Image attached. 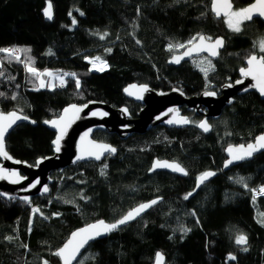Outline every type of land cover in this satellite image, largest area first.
<instances>
[{
    "label": "trees",
    "instance_id": "1",
    "mask_svg": "<svg viewBox=\"0 0 264 264\" xmlns=\"http://www.w3.org/2000/svg\"><path fill=\"white\" fill-rule=\"evenodd\" d=\"M46 1L0 0V48L31 49L17 53L19 61L0 53V110H22L37 122L15 127L6 139L7 150L30 164L53 153L55 133L42 122L60 115L68 104L105 101L127 106L134 118L142 105L124 95L129 83L165 91L178 87L188 96L219 92L237 79L250 54L259 53L254 44L264 35L262 27L249 22L241 32L231 31L213 15L211 0H51L52 21L43 14ZM252 2L234 0L236 9ZM197 34L226 40L220 57L211 59L215 70L207 79L197 66L199 59L179 66L167 63L184 49L170 51V43L187 45ZM27 57L38 70L76 75H64L63 86L40 88L39 79L26 70ZM95 57L108 68L93 70L90 59ZM184 113L191 120L186 128L156 126L126 140L98 130L94 138L115 145L116 156L54 171L51 193L31 202L0 197V264H61L53 253L72 231L99 219L116 221L155 198L162 201L92 242L76 264H153L159 250L167 256L166 264H226L230 255L235 256L231 264H264V224L259 222L264 196L252 193L264 185V152L222 169L228 145L247 144L264 132V100L256 92L236 95L220 118L209 119V134L198 129L199 116L186 108ZM155 158L179 162L188 175L149 173ZM211 170L216 175L185 199L197 177ZM241 177L247 187L237 182ZM33 208L40 211L33 213ZM241 234L247 237L245 245L236 243Z\"/></svg>",
    "mask_w": 264,
    "mask_h": 264
},
{
    "label": "water",
    "instance_id": "2",
    "mask_svg": "<svg viewBox=\"0 0 264 264\" xmlns=\"http://www.w3.org/2000/svg\"><path fill=\"white\" fill-rule=\"evenodd\" d=\"M47 3H48V0L46 1V6H47ZM232 3H233V6L235 8L234 0H232ZM213 15L215 16L214 13H213ZM53 18H54V8H53ZM254 18H256V17H254ZM45 19H46V17H45ZM216 19L221 20L224 18L223 17H220V18L216 17ZM262 19L264 20V18H262ZM46 20H48V19H46ZM52 20H48V21H52ZM202 35H204V34H202ZM218 37L224 38V36H221V35ZM218 37H216V38H218ZM216 38H214L213 40H215ZM196 42H198V40L194 41V43H196ZM225 45H226V40L224 38V46L219 49V55L216 57H210V59H213V60L218 59L221 55V52L225 49ZM185 50H186V48H184L182 51L175 53L174 55L169 57L167 63L169 65L179 66L185 62L191 61L192 59L208 55L206 52H202L199 55L194 53L193 56L185 57L184 59H182L180 63L172 62L173 56H180V55H182V53ZM257 55H259V54H257ZM244 67H247L246 59H245V66ZM239 75H240V71H239ZM241 79H243V81H244L242 84H236L235 83L237 80H241ZM237 80H235L234 82L224 83L221 86V90H220L221 94H218L216 91H214L216 93V95H214V96H207L204 94L206 91H212V90H205V91L201 92L199 95L188 96L184 92V90H182L178 87H175L171 90L165 91V90L153 89L150 85H148L146 83H136V82L135 83H129L123 89L124 95L126 97H128L129 99L135 101L136 103H139L142 105L141 109L137 113V116L134 118L130 117L131 114H130L129 108L127 106L115 107V106H112L111 104H109L105 101H100V100L94 99V100H90L86 103H75L74 102V103L68 104L67 106H65L62 109L60 115H58L57 117H53V118L49 119V121L58 119L61 115L64 114V109L68 108L71 105H77L78 107H82L83 110L78 114V118L72 120V122L68 126L66 134L64 135L63 139L60 141V150L56 151V146L52 142L53 153L51 155L46 156V157L38 158L35 164H30L26 161H22L18 158H15L7 150V144H6V139H7L8 135L18 125H20L22 123H30L32 125L37 124L36 121H35V123H32L31 121H34V120L28 116L29 120L18 121L17 124L14 125L11 129H9V131L5 135V150L12 157V159H6V158L0 156V168L6 169L8 172L15 171V172L19 173V175L24 177L25 179L21 180L19 183H12L10 178L0 179V194H3V195H0V197L7 200V201L19 200L21 202H26L22 198L27 196V197H29L28 202H31L37 196L49 195L51 193L50 186L54 182V178L52 177V174L54 171L66 169L69 166H74V165H77L78 163H83V162H97L98 163V162L103 161L108 156H116L118 154V148L115 145L108 143V142H105V141H100V140H97L94 138V133L98 130L108 131L110 133H115L120 137V139L126 140L129 137H131L133 134H144L156 126H164L167 128H186L191 124V120H190L188 114H184V112H183L184 106L186 107L187 111H189V112L194 111V113L197 116L202 117L199 122L207 120L208 124L211 125L209 119L220 118L224 108L231 104L232 99L236 95H242V94H245L248 92H256L259 95V97L262 100H264V96H261L260 93L258 92V90L256 88L252 87V85L255 82L252 81L250 77L244 78L240 75V77ZM229 84H231L232 86L228 87ZM132 85H135L136 88H132L131 87ZM142 85H147V91H139V88ZM125 89H128V91L126 92ZM245 89H247V91H245ZM129 92H131L132 94L130 95ZM84 105H87V107H83ZM170 109L172 111H170ZM12 111H16V110H12ZM12 111L4 112V111L0 110V112L5 113V114L10 113ZM93 112H97L98 114L93 116L92 115ZM99 113H107V115H100ZM23 115H25V114H23ZM69 116L71 117V113L69 114ZM181 117H186L190 122L187 124L178 123V122L177 123H169L168 122L170 120L179 121ZM42 124L55 133V138H54V140H55L56 136L58 135V130L56 128L52 127L50 124H45L44 121L42 122ZM198 129L204 134H209L212 130V125H211V128L208 132L203 131V129L200 127H198ZM85 133H88V135L82 141L81 137H84ZM260 135H264V132L260 133L257 136H260ZM89 141L95 142L96 144L111 145L113 148L116 149V151L114 153L105 152L99 160L95 159L94 157H87V156L85 159L78 160L77 157L79 155H81V148L89 146ZM249 143H255V139ZM249 143H247V144H249ZM241 144H243V143H241ZM241 144H231V145L233 147H236V146H239ZM247 144H243V145L247 146ZM228 147H229V145L225 149L226 159L223 163V167H222L223 171H228L234 166H237V165L244 163V162H247V161H251L257 155L264 152V149L257 151V152H254L251 157L246 158L242 161L233 162L228 167H225L226 161L228 159H230L229 153L227 151ZM16 161H20V163H16ZM155 161H167L169 163H172V162L179 163V162L174 161V160L155 158L152 162L149 173H153L156 171H167L169 173L178 175L180 177H186L187 176V175H184V174L179 173V172H173L169 168H156L155 170H152V167H153V164ZM180 165L182 167H184L182 164H180ZM212 172L216 173V171H212ZM214 176L210 177L203 184H201L199 188L196 187V184H197V179H196L195 188H194L192 194L196 193L205 183H207ZM36 181H39V183L36 185L35 188H31L30 185L35 183ZM45 185H47V187H48V192L43 191V187ZM25 189H27V190H25ZM10 197H15V199H11ZM152 200H158V203H160L162 201V198H155ZM152 200L145 201L143 203H148ZM143 203H140V204H143ZM158 203H156L152 207H150L147 210H145L144 212H142L141 215L136 217L134 220H131L130 222L126 223L125 225H121L119 228H122V227L138 220L139 218L144 216L146 213H148ZM140 204L129 209L127 212L138 207ZM99 220H104L106 223H114L115 222V221L109 222V221H106L105 219H99ZM99 220H97V221H99ZM97 221L91 222L87 225L94 224ZM87 225L81 226V227L75 229L74 231H72L71 234L69 235L68 239L64 242V244L71 238V235L73 232H76L77 230L84 228ZM114 231H112V232H114ZM111 233H108L106 235H102V236H100V237H98L92 241H89V243L87 245H85V247L80 250V252L77 255L76 260L73 261V264L77 263V261L80 259V257L84 253V251L87 249V247L92 242L99 240V239L106 238ZM63 245L61 247H63ZM157 253L162 254V256H163L162 264H166L167 256L165 255V253L162 252L161 250L157 251L156 254ZM156 254H155L153 264H157ZM59 259H60L61 264H63V261L61 260L60 257H59Z\"/></svg>",
    "mask_w": 264,
    "mask_h": 264
},
{
    "label": "snow or ice",
    "instance_id": "3",
    "mask_svg": "<svg viewBox=\"0 0 264 264\" xmlns=\"http://www.w3.org/2000/svg\"><path fill=\"white\" fill-rule=\"evenodd\" d=\"M79 11V10H77ZM139 11V10H138ZM211 11L215 14L217 18L223 17L224 22L226 23L227 27L236 33L242 31V25L246 21H252L254 17L256 18H264V0H253L246 7H242L239 9H235L232 3V0H211ZM43 14L48 20L53 19V5L51 0H48L47 6L43 9ZM71 16V12L69 13ZM80 15H84L83 12H80ZM73 25L76 24V20H72ZM107 33H104L101 36V39L106 36ZM194 43V41H197ZM137 43H140L137 41ZM224 46V38L218 37L215 40L211 36H204L201 34H197L196 37H193L187 42V45L183 43H170L168 48L169 50L173 49H180L186 48V50L180 56H173L172 62L180 63L182 59L185 57H191L193 54L199 55L202 52H206L208 55L203 57L198 62V67L204 73L205 78L207 79L208 73L210 71L215 70V66L212 63L210 57H216L219 55V49ZM254 47H258L259 53H264V38H261L258 42L254 44ZM31 49L29 48H0V53L8 54L9 56L14 57L16 60H20V57L16 55L17 53H29ZM108 52H111V49H107ZM49 55H51V50L49 49ZM87 59V58H86ZM247 67H241L239 69L240 75L244 78H251L252 81L255 83L252 87L256 88L261 96H264V54L257 55L256 53L250 54L246 58ZM32 59L31 57H27L26 63V70L30 72L33 76L37 77L38 79L43 76L47 75L49 77L53 76V73L45 71L44 73L38 72V70L32 66ZM92 64V68L96 71H104L108 68V64L106 61L102 60L101 57H95L90 60ZM196 63V61H194ZM0 75H3L0 72ZM64 75H71L75 76V73H66ZM60 80V85L63 86L65 81L63 76L54 77ZM244 81L243 79L237 80L236 84H242ZM76 85L79 88L80 82L76 80ZM46 86V83L43 79H40L39 87L43 88ZM51 86V85H47ZM232 85L229 84L228 87ZM132 88H136L135 85L131 86ZM38 90V89H37ZM127 92L128 89H125ZM139 91H147V85H142L139 88ZM247 91V89H245ZM131 95L132 93L129 92ZM207 96H214L216 93L214 91H206L204 93ZM4 93H0V96H3ZM13 100L16 99L14 95L12 97ZM83 107H87L84 105ZM82 107H78L77 105H71L68 108L64 109V114L61 115L58 119L55 120H46L44 121L45 124H50L52 127L58 130V135L56 139L53 141V144L56 146V151L60 150V141L63 139L64 135L66 134L67 128L72 122V120L78 118V114L82 111ZM170 111H172L170 109ZM71 113V117L69 114ZM97 112H93L92 115H97ZM100 115H107V113H99ZM27 121L29 117L22 114V110L12 111L10 113H2L0 112V156L6 159H12V157L8 154L5 150V135L14 125L17 124L18 121ZM35 123V121H31ZM169 123H184L187 124L190 121L186 117H181L179 121L170 120ZM198 127L202 128L203 131L208 132L211 128V125L208 124L207 120L201 121L198 124ZM88 133H85L84 137H81L83 141L87 137ZM264 149V135L257 136L255 138V143H249L247 146L241 144L239 146L233 147L229 145L227 151L229 153L230 159H228L225 163V167H228L233 162L242 161L246 158H249L253 155L254 152L260 151ZM116 151L111 145L107 144H96L95 142L89 141V146L81 148V155L77 157L78 160L85 159L87 157H94L95 159L99 160L101 156L105 153H114ZM16 163H20V161H16ZM106 167V166H105ZM156 168H169L173 172H179L184 175H188V172L184 167H182L179 163L172 162L169 163L167 161H155L152 167V170ZM103 175V171L101 172ZM216 173L212 171H205L197 177V184L196 187L199 188L201 184H203L206 180L210 177L214 176ZM10 178L12 183H19L21 180L25 179L24 177L20 176L19 173L15 171L8 172L6 169L0 168V179ZM238 183L244 184L247 187V184L244 182V178L241 177L237 180ZM39 181L31 184V188H35ZM27 190V189H25ZM44 192H48V187L45 185L43 187ZM253 192L259 191L260 193H264V185H262L259 189H253ZM3 195V194H0ZM192 193H188L184 198L188 199ZM11 199H15V197H10ZM83 198V197H82ZM24 201L28 202L29 197L25 196L22 198ZM158 203V200H152L148 203L140 204L138 207L130 210L125 215H123L120 219L116 220L114 223H106L104 220H99L94 224L87 225L84 228L73 232L71 238L53 255H56L61 258L63 264H73V261L76 260L78 253L82 248L85 247L89 243L102 235H106L111 233L114 230H117L121 225H125L126 223L134 220L136 217L140 216L142 212L147 210L148 208L152 207ZM33 213L39 212L38 208L32 209ZM195 215V213H193ZM264 216V214H261ZM261 224H264V219L259 221ZM185 232L189 231V229H184ZM7 239L11 240L12 237H7ZM236 243L238 245H245L247 244V237L243 234L238 235L236 237ZM26 247V245H25ZM247 251L248 249L245 247L243 249ZM157 257V264H162L163 256L161 253L156 254ZM230 259L234 260L235 256L229 257ZM44 264H48L47 261H44Z\"/></svg>",
    "mask_w": 264,
    "mask_h": 264
},
{
    "label": "rangeland",
    "instance_id": "4",
    "mask_svg": "<svg viewBox=\"0 0 264 264\" xmlns=\"http://www.w3.org/2000/svg\"><path fill=\"white\" fill-rule=\"evenodd\" d=\"M261 40V39H260ZM203 57V56H202ZM202 57H199V58H196V59H202ZM92 59V58H91ZM90 59V60H91ZM0 65H1V61H0ZM91 68H92V64H91ZM93 69V68H92ZM38 70V69H37ZM93 70H95V69H93ZM45 71H48V72H51V73H53V76L52 77H49V76H47V75H43V76H41L40 78H39V83H40V79H43L44 81H45V83H46V86L45 87H43V88H46V87H49V88H53V87H55L56 85H60V80L58 79V78H54V77H60V76H63V79H64V81L66 82V77L64 76V75H61L60 73H58V72H54L53 70H51V69H45V70H38V72H40V73H44ZM47 85H51V86H47ZM231 256H233V255H231ZM230 257V256H229ZM228 257V259H227V263L226 264H231L230 263V261L232 260V259H230Z\"/></svg>",
    "mask_w": 264,
    "mask_h": 264
},
{
    "label": "flooded vegetation",
    "instance_id": "5",
    "mask_svg": "<svg viewBox=\"0 0 264 264\" xmlns=\"http://www.w3.org/2000/svg\"><path fill=\"white\" fill-rule=\"evenodd\" d=\"M236 9V8H235ZM246 22H249V23H257L258 24V26L259 27H262V29H263V33H264V20L262 19V18H254L252 21H246ZM258 33V32H257ZM262 38H264V35L262 36ZM257 54H259V55H261V54H264V53H257ZM245 63V62H244ZM244 66H245V64H244ZM244 66H242V67H244ZM241 68V67H240ZM239 68V69H240ZM239 69H238V77H237V79L240 77V75H239ZM236 79V80H237ZM234 82V81H233ZM220 90H221V87H220V89H219V92H217L218 94H221V92H220ZM184 108H186L185 106H184ZM184 108H183V112H184ZM187 110V109H186ZM189 112V111H188ZM192 112H194V111H192ZM185 114V113H184ZM200 117V116H199ZM200 118H202V117H200Z\"/></svg>",
    "mask_w": 264,
    "mask_h": 264
},
{
    "label": "built area",
    "instance_id": "6",
    "mask_svg": "<svg viewBox=\"0 0 264 264\" xmlns=\"http://www.w3.org/2000/svg\"><path fill=\"white\" fill-rule=\"evenodd\" d=\"M16 55H17V54H16ZM261 186H262V185H260V186L257 187V188H254V189H259ZM252 193H253L254 197L264 196V193H260L259 191H256V192H253V191H252Z\"/></svg>",
    "mask_w": 264,
    "mask_h": 264
}]
</instances>
